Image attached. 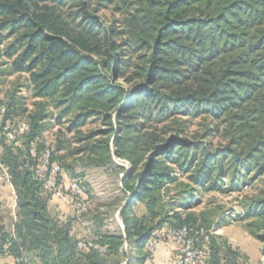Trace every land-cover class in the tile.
<instances>
[{"label": "trees", "instance_id": "obj_1", "mask_svg": "<svg viewBox=\"0 0 264 264\" xmlns=\"http://www.w3.org/2000/svg\"><path fill=\"white\" fill-rule=\"evenodd\" d=\"M101 5L119 13L117 27L100 22ZM0 45L9 73L28 75L33 97L60 109L53 123L61 126L51 149L42 104L32 114L14 93L0 101L3 124L27 125L17 145L0 136V169L16 196L12 234L0 205V256L15 264H144L156 233L163 242L169 229H212L208 212H195L200 193L221 191L226 181L249 188L256 179L263 188L235 221L264 251V0H0ZM121 81L135 84V96ZM91 121L96 128L83 131ZM191 121L203 123L202 138L185 136ZM215 134L223 143L210 150L206 139ZM47 151L44 175L59 163L54 178L72 209L62 219L50 212L55 198L37 175ZM77 165L124 174L112 204L120 207L119 232L94 228L91 241L72 233L93 199ZM78 176L82 194L71 197L68 182ZM81 201L87 211L77 214ZM198 264L248 263L210 235Z\"/></svg>", "mask_w": 264, "mask_h": 264}, {"label": "rangeland", "instance_id": "obj_2", "mask_svg": "<svg viewBox=\"0 0 264 264\" xmlns=\"http://www.w3.org/2000/svg\"><path fill=\"white\" fill-rule=\"evenodd\" d=\"M95 6L96 4L94 2L93 7ZM104 8L106 7L101 5L100 11L97 13L100 22L104 24V26L114 25L117 27L121 21L119 13L112 10L110 7L106 9ZM3 50L4 46L0 45V101L6 100L7 96L9 97L10 94L14 93L13 95L15 97L22 98L20 102H24L26 110L32 114L35 112L37 104H42L43 109L41 112H43L44 115L51 116L47 119V124L45 121L46 127L48 128L45 129L42 137L45 146L52 149L57 131L61 128V126H58L55 122L53 123V118H55L58 112H60V109L57 110L52 107L51 102L33 97V92L29 87L28 75L10 74L11 72L9 70L8 62L2 57ZM94 58L97 61L105 60V63L107 61L106 56L104 55H95ZM107 70L110 72L111 66H108ZM128 73H132V70L130 69ZM120 83L124 85L125 82L121 81ZM125 86L127 88L132 87L129 95L135 96L137 92L135 84L131 83L126 85L125 83ZM26 115L27 113L23 118L19 117L17 121L26 120ZM190 124V129L186 130L185 136H188L190 140L196 139L197 136L202 138L203 127L200 124L203 123H194L191 121ZM97 125L98 124H95V121H91L83 131L93 130ZM200 141L203 142V139H200ZM206 143L209 149L213 150L214 148H217L220 143H223V140L215 134L214 136L207 138ZM71 148H76V145H73ZM115 161L125 166L127 165L124 161L119 162L117 159ZM74 168L77 174H84L86 185L91 191L93 198L89 203L88 215L86 217H81L79 220H75L72 224V233L74 236L79 240L91 241L92 229L94 228H100L103 232H119V222L121 221L116 217L115 205L112 206L118 195V193L115 192V181H117V178L114 173L108 174L104 171L94 169L86 170L79 167V165L74 166ZM68 179L70 178L68 177ZM72 179H79V176L75 178L72 177ZM181 180L186 181V177H182ZM262 188L263 185L259 179L252 181L249 188H241L239 185L232 187L228 184V181H226L225 186L222 187L221 191L200 193L199 198L201 200V205L198 206L199 208L195 207V212H208L205 214H207V217L213 221L211 229L213 235L221 236L227 240L234 249L238 250L247 258L248 264H264L263 243L261 240L256 239L249 234L244 222L242 223L241 221L235 220L239 213H242V204L245 202L246 198L257 194ZM61 204L68 205L64 202H58V200L56 201L53 198L48 205L50 212H54L60 219L64 216L68 217L70 215V211L66 210V208L60 209ZM100 212L101 214H98L100 218L98 220H92L94 215ZM10 213V211H4L1 213V219L3 220L2 223L5 225L7 232L12 234V226L15 222V211L12 217L8 215ZM137 213H140V209L138 208ZM259 235L260 238L264 239V233H260Z\"/></svg>", "mask_w": 264, "mask_h": 264}, {"label": "built area", "instance_id": "obj_3", "mask_svg": "<svg viewBox=\"0 0 264 264\" xmlns=\"http://www.w3.org/2000/svg\"><path fill=\"white\" fill-rule=\"evenodd\" d=\"M5 113V108L0 107V136L5 135L8 141L12 142L14 145H17L16 140L17 136L27 130V125L21 123L18 126H12L10 124L4 125L1 121V117ZM50 152L45 153L42 164L37 170V175L43 181V187L49 191H52L53 196L59 202L69 203L68 196H66L62 187L56 184L54 175H57L60 172L59 163L51 165V177H45V170L49 166ZM0 181L8 186L10 184V176L8 174L7 168L0 169ZM68 189L70 191L71 197L79 196L82 194V181L80 179H72L68 182ZM12 194L15 195L14 192ZM70 197V198H71ZM71 205V204H70ZM72 206V205H71ZM72 208H75L72 206ZM87 211V205L85 202H79L77 205V214L85 213ZM167 237L175 242L178 247V257L173 264H198L200 259L202 246L208 242L210 235H213V232L206 230H197L195 228H180V229H169L167 231ZM162 243V237L157 235L152 239L148 240L145 244V250L152 255L158 250ZM79 247H83L82 244H79Z\"/></svg>", "mask_w": 264, "mask_h": 264}, {"label": "crops", "instance_id": "obj_4", "mask_svg": "<svg viewBox=\"0 0 264 264\" xmlns=\"http://www.w3.org/2000/svg\"><path fill=\"white\" fill-rule=\"evenodd\" d=\"M4 124L8 125V122H6ZM117 164L123 166L126 171H127V168L129 167L128 163H126L127 164L126 166L123 165V164H120V163H117ZM98 171H102V170H98ZM123 175L124 174H119L117 179L119 180L120 178L123 177ZM118 180L115 181V183H116L115 192L116 193H118L119 192L118 190L121 188V185L119 184ZM84 181L86 183V179ZM12 192H13V190H12L11 186L5 185V184H3L0 181V205H1V212L3 213L4 211H10L11 213L8 214L10 217L13 216L14 211L16 209V196L14 194H12ZM62 208L63 209L66 208V210L70 211V214H71V210H72L71 207H69L66 204H61V208L60 209H62ZM115 208H116V217L119 218L120 207L118 206V207H115ZM138 209H140V213L143 212V208L141 206H138ZM119 228H120V230H122L121 222H119ZM157 235H159V234L156 233L154 235V237H156ZM89 246L94 248V249H98L100 252H104V250H105V248H100L96 244H89ZM122 250L124 252L127 251L126 245L123 246ZM177 257H178V247H177V245L173 241L167 240V241H163L161 243L160 247L154 253V255L151 258H149L148 260H146L144 262V264H173L174 261L177 259ZM0 264H15V262H14L13 258H11L9 256H0ZM121 264H127V259H122Z\"/></svg>", "mask_w": 264, "mask_h": 264}, {"label": "water", "instance_id": "obj_5", "mask_svg": "<svg viewBox=\"0 0 264 264\" xmlns=\"http://www.w3.org/2000/svg\"><path fill=\"white\" fill-rule=\"evenodd\" d=\"M130 171V169H129V167L127 168V172H129Z\"/></svg>", "mask_w": 264, "mask_h": 264}]
</instances>
